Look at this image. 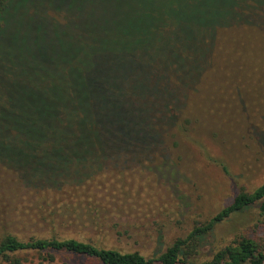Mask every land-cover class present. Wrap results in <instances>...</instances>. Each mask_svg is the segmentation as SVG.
I'll list each match as a JSON object with an SVG mask.
<instances>
[{
    "label": "trees",
    "instance_id": "16d2710c",
    "mask_svg": "<svg viewBox=\"0 0 264 264\" xmlns=\"http://www.w3.org/2000/svg\"><path fill=\"white\" fill-rule=\"evenodd\" d=\"M86 1L73 0L68 14L78 18ZM105 1L101 13L94 0L88 3L87 20L121 26L53 35L52 43L37 38L41 43L0 45L22 51V60L0 57V139L8 148L22 141L25 157L38 168L22 167L21 173L4 158L0 163L44 188L81 186L101 172L125 170L166 152V135L179 124L186 89L202 74L206 52L201 46L215 40L219 28L236 23L247 2L256 4L250 18L264 6V0ZM9 4L0 0V13L8 12ZM69 27L58 26L65 33ZM74 27H80L75 20ZM255 205L262 220L254 230L198 261L201 242L218 224ZM54 253L101 264H264V184L239 193L210 221L152 259L75 239L21 241L7 235L0 240V264H66ZM34 254L37 262L28 261Z\"/></svg>",
    "mask_w": 264,
    "mask_h": 264
},
{
    "label": "rangeland",
    "instance_id": "374dc122",
    "mask_svg": "<svg viewBox=\"0 0 264 264\" xmlns=\"http://www.w3.org/2000/svg\"><path fill=\"white\" fill-rule=\"evenodd\" d=\"M9 1L8 12L0 13L2 46L41 43L37 38L52 43L53 35H87L89 28L121 26L118 22L89 23L91 0L77 13L78 18L68 14L73 0ZM94 1L95 10L103 12L106 1ZM255 7L247 2L236 23L219 28L215 40L201 46L206 52L202 74L186 89L179 124L166 135V152L150 161L126 165L125 170L109 169L81 186L69 183L61 190L44 188L22 178V167L38 168V163L25 157L22 141L8 148L0 139V158L21 172L0 163V240L7 235L21 241L75 239L152 259L210 221L239 193H253L261 187L264 6L250 18ZM202 9L198 11H206ZM58 26H70V31H60ZM44 33L52 36L43 38ZM12 50L0 48V57L22 60V51ZM261 220L255 205L218 224L201 242L198 261H207L214 251L254 230ZM54 255L59 263L101 264L67 253ZM26 258L34 263L38 255Z\"/></svg>",
    "mask_w": 264,
    "mask_h": 264
}]
</instances>
